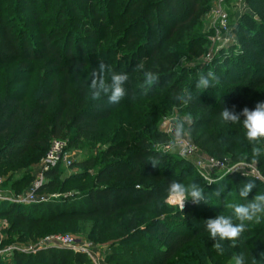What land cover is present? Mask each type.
<instances>
[{"label":"trees","instance_id":"obj_1","mask_svg":"<svg viewBox=\"0 0 264 264\" xmlns=\"http://www.w3.org/2000/svg\"><path fill=\"white\" fill-rule=\"evenodd\" d=\"M54 1L0 0V67L18 65V77L2 99L0 96V163L25 166L32 158L43 160L55 139L66 140L69 151L88 148L91 153L72 162L70 168L77 167L76 173L61 176L62 165L46 171V181L37 189V194L48 195L74 188V195L29 205L0 202V216L9 222L4 242H35L63 229L81 231L95 241L103 233H119L128 237L122 242L124 250L114 252L111 260L138 264L134 260L137 253L125 255L134 252L128 247L130 243L145 236L140 244L142 254L137 257L140 264H169L193 235L181 229L173 231L171 226L177 221H170V217L153 218L139 229L137 217L138 209L152 203L163 210L169 185L186 178L162 167L173 164L171 154L157 149V145L172 141L158 129L162 113L179 108L181 115L192 117L187 131L201 150L219 159L253 164L264 177V157L253 163L242 120L230 124L220 118L223 107L240 114L245 107L254 109L257 102L264 101V0H246L254 14L247 16L245 27L239 24L236 29L242 39L240 49L220 50L211 63L178 67L170 61L179 56L176 34H172L190 19L193 9L185 17L183 8H195L197 0H122V14H115V0ZM140 4L144 5L136 9ZM68 11L72 14L65 17ZM129 15L131 20L126 24L123 20ZM187 40L193 45L196 42ZM101 63L129 75L127 95L117 104L105 93L94 99L89 90L92 72L99 70ZM161 70L163 73L157 75ZM149 71L158 79L172 77L173 81L166 87L153 84L143 94L144 73ZM209 71L217 80L206 90L197 89L199 76ZM101 75L111 84L110 72ZM185 90L192 95L187 104L176 99ZM106 121L112 123L111 129L103 132L101 126ZM98 142L104 145L98 147ZM152 161L161 167H153ZM234 176L242 182L250 178ZM25 180L14 182L13 190ZM147 183L150 186H145ZM205 192L207 213L213 216L214 211H222L224 198L215 202ZM191 206L188 201L181 215H188ZM261 220L258 227L250 224L235 242L233 253L243 254L247 264L254 259L257 264L264 262V218ZM253 235L260 238V244L251 247L248 240ZM217 252L194 256L192 261L207 264ZM220 262L216 260V264ZM0 264L90 262L83 253L53 248L36 254L16 251L10 260L0 259Z\"/></svg>","mask_w":264,"mask_h":264},{"label":"rangeland","instance_id":"obj_2","mask_svg":"<svg viewBox=\"0 0 264 264\" xmlns=\"http://www.w3.org/2000/svg\"><path fill=\"white\" fill-rule=\"evenodd\" d=\"M121 1L122 0H115V14H122L123 12L122 6H119L124 5V3H121ZM185 3L187 2H184L183 5H186ZM143 5L144 4H142V6ZM140 6L141 4L138 5L136 9H139ZM220 8L227 16V29L225 28L224 30L218 28V25L223 22L222 19L218 20L217 17V12ZM191 9L193 10L190 19L181 24L176 29L175 33L172 34H176L174 39L176 38L175 42L178 44L176 50V53H178L179 55L178 59H174L172 57L170 60L172 64L175 63V67L182 65H192V63L198 64L200 61L211 63L215 55H217L220 50L229 49L230 47H234L235 50L240 49V47L242 46V39L237 36L236 29L239 24H243L245 27V25H247V16L250 14H254V9L248 6L246 0H197V5L195 6V8H192L191 6L188 8H183L185 17L189 16L188 14ZM71 14L72 13L68 11L66 14H64V16L70 17ZM54 15V17H56V13ZM255 17L258 18L257 15H255ZM51 18H53V15ZM130 20L131 19L129 15L125 17L123 21L127 24ZM74 28L78 29L76 26ZM82 37H84V35H82ZM187 37H189V39L191 40L196 39L194 45L190 42V40H187ZM168 42L169 40L165 41L166 44ZM192 46H194V48H191ZM192 54H194V56ZM159 66L166 67L169 70L171 68V66ZM161 72L163 73V71L161 70L157 73V75ZM17 73V64L2 65L0 67L1 99L5 95L6 88L16 77H18ZM172 79V77L159 78L154 84H156L157 86L166 87V85H169V83L173 81ZM142 87H145V84ZM177 121L183 122V130L179 137H177L176 134ZM192 123V117L188 115H181L180 110L177 107L166 110V112L160 115L158 121V129L161 132L169 134L172 137V141L170 144L165 146L157 145V149L171 154V158L173 160V164L170 167L166 165H163L162 167L163 169L170 170L173 174H184L186 178L184 179V182H182L183 184L187 182H195L201 185L204 190L209 193V196L213 197L215 202H218V199L222 196L225 200V204L224 209L218 212L214 211L212 214L213 216L207 213V208L205 209L203 206V200H201L199 203H195L191 200H186L184 203V207L182 208L179 202H166L168 201L169 197L163 204V210H161V206L157 207L156 203H152L149 206H145L137 210V217L139 218L140 223L139 229L145 228L153 218L165 220L170 217V221H177L176 224H173L171 226L173 231H178L179 229H181V231L189 235H193L194 239L190 243L186 244L184 249H182L179 254L176 255V258L171 260L169 264H197L192 261V257H196L198 255L205 256L207 253H211L213 250H216L214 246L218 238H210L208 232L205 229L206 220L215 218L218 214L231 215L232 212L228 207V204L237 200V198L239 197L240 188L244 184L248 183L249 180L253 179L256 182V186L253 187L251 192L249 193V200L252 199L258 192H264V177L261 173L258 174V172H256L259 170L256 169L255 165L247 162H231L229 158L219 159L201 150L195 144L193 137L187 131V127ZM111 124L112 123H110L109 121L103 122L101 130L103 132H108L111 129ZM95 139L99 141V136H96ZM190 144L194 146V150L190 154H185L182 147L189 148ZM103 145V143L101 144V142H98L97 146L100 147ZM70 152L71 154H74L72 158L73 162L87 157L91 153L88 148L83 151L70 149ZM46 154L44 155V157H42L43 160L41 159L40 161L36 162L35 159L32 158L25 166H23V164L21 166V163L18 166H9L4 162H1L0 193L6 197L18 198V196H20L21 198V195H25L30 192L31 187H33L36 183H39L40 181L45 182L46 179L43 174V168L44 158ZM218 161H224L225 166L217 167L216 163ZM156 164L158 168L161 167L159 162H156ZM178 166H180V168H177ZM70 167L71 165H62L61 168H63V171L60 172L61 176L66 177L67 175H71L72 173H76L78 171L77 167L73 169H71ZM241 169L246 172L245 175L242 174ZM237 174L248 176L250 178L247 179V181L244 180V182H242L239 179L235 178L234 175ZM21 179L26 180L22 183V185L16 186V188L13 190L12 184L16 181L18 182ZM130 184H133V182H130ZM149 184L150 183H147L145 186H150ZM225 185L227 186L225 190L221 192L219 197H216L215 193ZM73 189L74 188H70V191H66L63 194H61L60 192L48 193L47 196L49 200L69 197L68 195L71 196L76 193ZM188 201H190L193 206H191L188 215H181V212L186 209ZM240 202L243 201L241 200ZM23 205H29V203H24ZM260 221L258 223L253 221L250 224L252 227H258L261 224ZM8 227L9 222L7 221V219L0 216V259L3 262L10 260L13 257L14 252L20 251L19 249L14 250V248L12 249L11 247L19 246L25 250H28L24 251L23 249H21L20 252L28 254L30 252L29 250H31L30 246L41 245L40 250L53 249L56 247L49 246L52 245V243H50V239L53 236L71 235L77 242L83 245H85V243L92 245L93 251L91 252V255L94 257L93 259L96 261V263L88 253H83L84 255H86V258L88 259L90 264H119V262L111 260V255L116 251L124 250L122 242L125 241L124 239H127L128 237L120 235L119 233L106 235L103 233L101 238H99L100 240L95 241L94 239L88 238L81 231L73 232L63 229L58 232L46 234L43 237L38 238V240L35 242L23 243L12 240L9 243L7 242V244L4 241L8 239V234L6 231ZM144 241L145 236L141 238V240L130 243L128 247L133 248L134 252H128L125 257H132L134 253H137L136 255H138L137 257H139V255L142 254L140 253V244ZM221 244L225 250L224 253H214V260L208 261L207 264H216V260L221 261V264H230L233 250L235 251V244H232V242L228 240L221 241ZM248 244L251 245V247L255 244H260V238L257 235H253L248 240ZM34 253L36 254L37 252H31V254ZM137 257H135L134 260L138 261V264L142 263V261H140V259Z\"/></svg>","mask_w":264,"mask_h":264},{"label":"clouds","instance_id":"obj_3","mask_svg":"<svg viewBox=\"0 0 264 264\" xmlns=\"http://www.w3.org/2000/svg\"><path fill=\"white\" fill-rule=\"evenodd\" d=\"M139 67L142 68L143 66L139 65ZM106 71L111 73V84L101 75ZM144 77L145 87L143 88V94H147L154 82L158 80V76L149 71L144 73ZM128 80L129 75L127 72L112 71L110 65L106 66L101 63L100 69L93 70L92 72L89 90L94 99H99L101 93H105L108 94L109 101L112 104H117L127 95L125 84ZM216 80L217 77L215 74L209 71L207 75L201 74L199 76L195 86L197 89L206 90L210 86L212 87ZM176 99L187 104L192 100V95L189 91L185 90L184 94ZM241 117H243V119ZM220 118L222 122L230 124H238L242 120L245 138L252 146L253 163L256 162V158L264 157V101L257 102L254 109L245 107L240 114L223 107L220 112ZM182 130L183 122L177 121V137L180 136ZM151 164L153 167L157 166L156 161H152ZM255 186V180L251 179L240 188L237 200L228 204V207L232 210L231 215L221 214L217 215L215 218L206 220L205 229L210 238H218L214 247L220 254H223L225 251L221 241L228 240L231 241L232 244H235L237 238L245 232L251 222L255 221L258 223L264 218V192H258L252 199H248L249 193ZM226 187V185L221 187L215 193L216 197H219ZM168 191L169 198L166 202H179L182 208L186 200H191L195 203L204 200L208 203V195L204 188L195 182L183 184L173 181L169 185ZM241 200L243 202H240ZM262 257H264V254H262ZM230 264H247V261L243 254L233 253ZM252 264H257V261L254 259ZM262 264H264V262H262Z\"/></svg>","mask_w":264,"mask_h":264},{"label":"built area","instance_id":"obj_4","mask_svg":"<svg viewBox=\"0 0 264 264\" xmlns=\"http://www.w3.org/2000/svg\"><path fill=\"white\" fill-rule=\"evenodd\" d=\"M217 17L218 20H223V22L221 24L218 25V28L221 30H224L225 28L227 29V16L224 14V12L222 11V9L220 8L219 11L217 12ZM68 143L66 140H53L51 142L50 145V149L48 150L45 158H44V168H43V174L46 171H49L51 168L59 166V165H64V166H70L73 162V153L71 154V152L67 149ZM194 146L190 144L189 148L188 147H182L183 152L185 154H190L192 153V151L194 150L193 148ZM224 161H218L216 163L217 167H224ZM214 165V164H213ZM255 169V168H254ZM257 169V168H256ZM242 174H246V172L241 169ZM256 171V170H254ZM258 174H260L259 171ZM1 183V180H0ZM43 181H40L39 183H36L32 189L30 190V192H28L25 195H21L22 197L20 198V196H18V198H11V197H6L4 195H2L0 193V202H11V203H17V204H24V203H42V202H46L49 200L47 195H41V194H37V189L40 188L43 185ZM46 243V242H44ZM43 243V244H44ZM50 243H52V247H58V248H68L71 250H74L75 252H79V253H88L90 255V257L93 259L94 257L91 255L92 253V245L85 243V245L77 242L73 236L71 235H55L50 239ZM42 244V245H43ZM12 249L14 248V250H20L23 249L19 246H14L11 247ZM41 248V245H35V246H30L29 250L31 252H37L39 251ZM24 251H28L23 249ZM94 260V259H93ZM94 262L96 263V261L94 260Z\"/></svg>","mask_w":264,"mask_h":264}]
</instances>
